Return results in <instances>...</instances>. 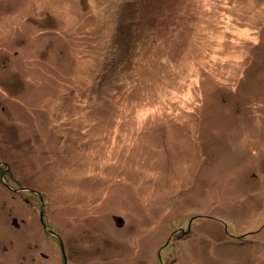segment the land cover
Here are the masks:
<instances>
[{"label":"rangeland","instance_id":"obj_1","mask_svg":"<svg viewBox=\"0 0 264 264\" xmlns=\"http://www.w3.org/2000/svg\"><path fill=\"white\" fill-rule=\"evenodd\" d=\"M0 148L69 264H264V0H0Z\"/></svg>","mask_w":264,"mask_h":264},{"label":"flooded vegetation","instance_id":"obj_2","mask_svg":"<svg viewBox=\"0 0 264 264\" xmlns=\"http://www.w3.org/2000/svg\"><path fill=\"white\" fill-rule=\"evenodd\" d=\"M0 159L3 175L8 164ZM19 182L22 181L4 178L0 181V256L10 258L7 264H69L73 250L70 246L66 248L62 234L47 218L45 198L38 191L32 192L29 184L19 186ZM32 199L41 204L33 205Z\"/></svg>","mask_w":264,"mask_h":264},{"label":"trees","instance_id":"obj_3","mask_svg":"<svg viewBox=\"0 0 264 264\" xmlns=\"http://www.w3.org/2000/svg\"><path fill=\"white\" fill-rule=\"evenodd\" d=\"M175 42V41H174ZM143 53H144V51H143ZM127 54H125L123 57L125 58V56H126ZM149 55V56H148ZM147 55V58L144 60L145 62H143V59H144V57H143V59H142V61H141V63L139 64V65H142V66H145L146 64V62L149 60V61H153L152 60V57H154L155 55H153V54H148ZM166 55V54H165ZM154 59V58H153ZM162 59H165V57H163ZM124 61V60H123ZM120 66H122V63H120L119 64ZM138 65V66H139ZM138 66H136V64H133V63H131V64H129V65H127V62L124 64V67H129L130 68V72H131V75L130 76H132L133 75V71H135V70H137L138 68ZM162 66H164V64H162ZM154 67H155V61H153V69H154ZM149 69H152V67L150 66L149 67ZM127 73H128V71H127ZM254 177V179L255 180H258V178H257V176H255V175H251L250 176V178L252 179Z\"/></svg>","mask_w":264,"mask_h":264},{"label":"bare ground","instance_id":"obj_4","mask_svg":"<svg viewBox=\"0 0 264 264\" xmlns=\"http://www.w3.org/2000/svg\"><path fill=\"white\" fill-rule=\"evenodd\" d=\"M126 19V18H125ZM127 20V19H126ZM121 25H122V27H123V22H122V17H121ZM119 31H122V30H120V29H117V32H119ZM228 33H230L231 35H234V33H232L231 31H229ZM134 45V44H133ZM137 47H139L138 46V44H135ZM140 48V47H139ZM135 52H138V50L137 49H135ZM143 53V51H140L139 52V54H142ZM142 56V55H141ZM141 56H139V57H134L133 59H136V61L133 63V64H136V66H138L140 63H141V61H142V59H143V56L141 57ZM172 57V55H170V56H167V54H166V57H165V59H169V58H171ZM130 61H131V54H127L126 55V62H127V65H129L130 64ZM134 61V60H133ZM126 69H127V71H128V67H126ZM39 117H43V115H41V116H39ZM120 251V250H119Z\"/></svg>","mask_w":264,"mask_h":264},{"label":"water","instance_id":"obj_5","mask_svg":"<svg viewBox=\"0 0 264 264\" xmlns=\"http://www.w3.org/2000/svg\"><path fill=\"white\" fill-rule=\"evenodd\" d=\"M117 224L119 225V227H121L123 225V220H117Z\"/></svg>","mask_w":264,"mask_h":264}]
</instances>
